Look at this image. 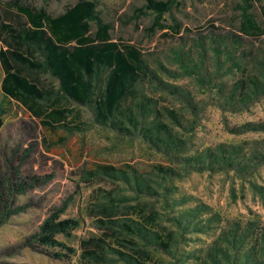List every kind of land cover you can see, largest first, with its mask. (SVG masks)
I'll use <instances>...</instances> for the list:
<instances>
[{
	"label": "rangeland",
	"instance_id": "374dc122",
	"mask_svg": "<svg viewBox=\"0 0 264 264\" xmlns=\"http://www.w3.org/2000/svg\"><path fill=\"white\" fill-rule=\"evenodd\" d=\"M14 1L41 7L54 16L75 0H0V19L18 30L25 20L11 6ZM93 2L96 15L110 25L112 40L137 48L149 70L147 76L137 77L133 89L121 102V110L133 108L138 101L153 104L155 111L146 120L157 118L168 123L189 152L219 142L264 138V133L233 134L226 129L245 121L264 120V96L243 95L249 90L248 74L258 77L264 67V35L245 38L241 51L233 49L230 43L226 47L220 45L217 57L211 51L212 35L238 30L243 0H173L170 10L159 20L163 28L154 23L152 13L139 12L144 10V0ZM262 7L264 0H252L247 12L259 21ZM0 48H4L1 42ZM178 58L189 67L196 66L200 81L180 75ZM235 60L240 71L230 66ZM23 74L42 89L56 88V81L48 74ZM2 75L0 67V80ZM157 80L178 85L189 103L163 91ZM238 81L246 87L234 88ZM60 104L69 110L63 124L56 126L64 141L47 151L41 139L48 140L49 136L42 134L39 120L14 100L4 101L7 112L0 127V206L18 209L0 224V264H124L112 249L146 264H196V256L202 255L217 230L182 234L170 217L197 202L210 206L225 220H244L257 214L264 223V208L257 196L230 171H191L167 179L163 181L166 190L157 197L138 194L121 180L100 174L91 176L87 170L92 162L121 168L128 165L147 174L149 164L166 165L170 161L135 133L129 135L121 129L96 124L86 107L64 99ZM165 109L176 113L181 127L171 125ZM154 112L160 113L157 116ZM120 118L129 126L125 117ZM252 178L264 186V167H258ZM13 182L21 183L24 189L20 193L10 191ZM153 187L160 190L155 184ZM63 202L66 207L59 219L75 218L78 226L68 237L55 236L74 250L64 257H55L57 247L29 243L28 238L43 218ZM130 220L140 222L161 237L171 233V255L124 233L120 224ZM87 250L98 259H89Z\"/></svg>",
	"mask_w": 264,
	"mask_h": 264
},
{
	"label": "trees",
	"instance_id": "16d2710c",
	"mask_svg": "<svg viewBox=\"0 0 264 264\" xmlns=\"http://www.w3.org/2000/svg\"><path fill=\"white\" fill-rule=\"evenodd\" d=\"M144 10L154 16V23L159 24L162 15L170 10L173 0H144ZM252 0H243L240 6V22L236 32L214 34L210 38L211 51L218 56L220 45L230 43L233 49L241 51L244 39H258L264 35V7L260 11V20L247 12ZM14 10L24 17L25 23L18 30L0 19V67L3 75L0 80V127L7 112L5 100H14L24 107L41 124L42 134H47L41 142L47 151L53 146L61 145L64 137L56 129L67 117L68 109L63 107L61 99L70 100L84 106L90 112L92 120L101 126L114 130L121 129L127 134L135 133L148 146L164 155L169 164H149L147 174L139 172L132 166L114 167L109 164L90 163L88 174L104 175L114 180L130 184L138 194L157 197L165 191L163 181L181 177L191 171L231 172L235 177L247 183L248 188L257 196L264 208V186L257 184L252 178L258 167H264V138L242 140L237 143L219 142L212 147L206 146L189 152L184 147V140L175 135L171 126L157 118L146 120L154 107L143 101L134 107L121 110V102L141 74L147 76L149 70L141 58L140 51L131 44L112 40L110 25L103 22L95 13L93 0H75L61 13L51 16L43 8L22 5L16 1L11 3ZM171 17V16H170ZM91 24L93 29H91ZM175 28L177 24L172 23ZM242 53V52H241ZM230 60V57H227ZM180 75L200 81L196 66H187L180 58L177 60ZM231 67L240 71L238 60L232 61ZM28 74L42 72L56 81L54 90L42 89ZM176 74H173L175 76ZM179 75V74H177ZM150 77H154L149 75ZM249 87L244 96H264V67L259 76L248 74ZM157 85L179 100L189 103L187 94L178 85L161 82ZM243 81H238L234 88L244 89ZM233 98V92L229 96ZM166 119L172 126L181 127L176 113L165 109ZM160 112H154L159 115ZM125 117L129 126L123 124ZM226 127V126H225ZM233 134L246 132L264 133V120L245 121L226 128ZM80 154H77V159ZM178 166V168H176ZM154 174L157 179H153ZM158 188H154L153 185ZM21 183H12L10 191L20 193ZM176 204V203H174ZM172 205V207L174 206ZM8 205L0 206V224L18 209H8ZM66 202L47 214L36 231L29 235V243L45 247H57L55 257H64L73 253V248L56 240V235L68 237L78 226L75 218H62ZM251 213L250 210L247 212ZM152 218V217H149ZM170 221L180 233H206L216 229L217 233L204 249L197 255L196 264H264V223L257 214L244 220L223 219L211 207L197 202L193 206L177 212ZM114 223V222H111ZM124 233L136 237L143 245L151 246L162 253L171 255L172 236L166 233L161 237L156 231L144 226L136 220L121 223ZM124 264H146L124 252L112 249ZM63 251V252H62ZM89 259H98L92 251H86Z\"/></svg>",
	"mask_w": 264,
	"mask_h": 264
}]
</instances>
